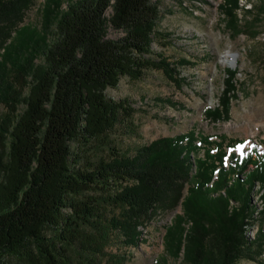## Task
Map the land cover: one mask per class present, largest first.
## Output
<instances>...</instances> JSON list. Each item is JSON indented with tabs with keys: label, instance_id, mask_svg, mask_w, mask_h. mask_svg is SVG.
I'll return each instance as SVG.
<instances>
[{
	"label": "trees",
	"instance_id": "16d2710c",
	"mask_svg": "<svg viewBox=\"0 0 264 264\" xmlns=\"http://www.w3.org/2000/svg\"><path fill=\"white\" fill-rule=\"evenodd\" d=\"M36 2L0 0V264H124L131 253L111 245L137 248L151 221L180 206L153 264L261 262L264 228L248 234L264 224V152L230 154L235 141L194 129L130 153L116 144L141 135L135 103L109 88L150 71L187 82L179 69L190 63L154 49L172 43L159 1L45 0L39 25L26 22ZM219 7L239 33L241 0ZM224 72L219 104L204 113L212 123L231 119L240 94L239 69Z\"/></svg>",
	"mask_w": 264,
	"mask_h": 264
},
{
	"label": "rangeland",
	"instance_id": "374dc122",
	"mask_svg": "<svg viewBox=\"0 0 264 264\" xmlns=\"http://www.w3.org/2000/svg\"><path fill=\"white\" fill-rule=\"evenodd\" d=\"M44 1L37 0L27 15V23L40 24ZM155 1H159L162 11L158 28L170 35L167 41L172 43L167 49L155 43L154 49L165 52L174 62L188 61L190 64L179 69L187 82L177 87L163 73L150 71L142 81L122 78L118 88L107 90L109 98L119 101L128 97L137 109L135 121L140 127L141 138H119L116 144L120 150L128 152V145H146L159 138L173 137L194 129L212 137L213 141L219 142L220 137L227 139L226 144L235 141L236 149H230V154L245 155L254 147L263 153L264 0H241L239 33L230 28L222 14L219 7L222 0ZM109 36L115 39L121 34L110 30ZM233 54L237 55L235 65L234 58H231ZM227 68L239 69V98L233 102L230 120L212 123L205 119L204 113L206 109L218 106ZM3 112L0 105V114ZM101 153L108 157L111 151L107 149ZM258 203L263 206V203ZM182 213L180 206L157 216L145 229L144 241L141 240L137 248L128 249L115 243L109 249L110 254L129 257L131 253L124 264H153L165 253L166 227L176 214ZM261 228H264L262 221L256 222L252 228L249 227L248 235L255 238ZM169 263L181 264V259L169 260ZM5 264L30 263L8 258ZM239 264H264V255L261 262L243 260Z\"/></svg>",
	"mask_w": 264,
	"mask_h": 264
},
{
	"label": "water",
	"instance_id": "95a60500",
	"mask_svg": "<svg viewBox=\"0 0 264 264\" xmlns=\"http://www.w3.org/2000/svg\"><path fill=\"white\" fill-rule=\"evenodd\" d=\"M231 58L234 60V63H233V65H235L236 64V59H237V55L236 54H233L232 56H231Z\"/></svg>",
	"mask_w": 264,
	"mask_h": 264
},
{
	"label": "bare ground",
	"instance_id": "6f19581e",
	"mask_svg": "<svg viewBox=\"0 0 264 264\" xmlns=\"http://www.w3.org/2000/svg\"><path fill=\"white\" fill-rule=\"evenodd\" d=\"M258 188H259V186H257V189H258ZM258 190H260V189H258ZM257 201L262 203V201L259 200V198H257ZM258 204H259V203H258ZM259 205H261V204H259ZM261 206H262V205H261Z\"/></svg>",
	"mask_w": 264,
	"mask_h": 264
},
{
	"label": "built area",
	"instance_id": "2783aa9c",
	"mask_svg": "<svg viewBox=\"0 0 264 264\" xmlns=\"http://www.w3.org/2000/svg\"><path fill=\"white\" fill-rule=\"evenodd\" d=\"M260 187H261V185H260Z\"/></svg>",
	"mask_w": 264,
	"mask_h": 264
}]
</instances>
